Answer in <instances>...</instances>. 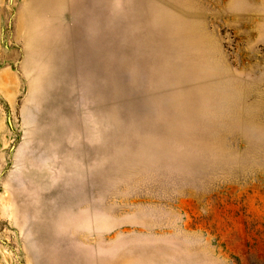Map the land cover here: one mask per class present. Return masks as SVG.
Wrapping results in <instances>:
<instances>
[{
	"label": "rangeland",
	"instance_id": "obj_1",
	"mask_svg": "<svg viewBox=\"0 0 264 264\" xmlns=\"http://www.w3.org/2000/svg\"><path fill=\"white\" fill-rule=\"evenodd\" d=\"M254 22L0 0V264H264V126H210V81L264 71Z\"/></svg>",
	"mask_w": 264,
	"mask_h": 264
},
{
	"label": "crops",
	"instance_id": "obj_2",
	"mask_svg": "<svg viewBox=\"0 0 264 264\" xmlns=\"http://www.w3.org/2000/svg\"><path fill=\"white\" fill-rule=\"evenodd\" d=\"M248 17L255 19L256 44L264 47V0H210V34L217 33L216 22L240 25ZM226 72L210 81V126H264V71L250 78Z\"/></svg>",
	"mask_w": 264,
	"mask_h": 264
}]
</instances>
